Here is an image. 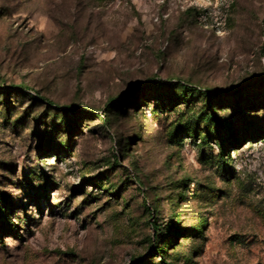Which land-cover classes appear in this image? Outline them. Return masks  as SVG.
Listing matches in <instances>:
<instances>
[{
  "label": "rangeland",
  "instance_id": "rangeland-1",
  "mask_svg": "<svg viewBox=\"0 0 264 264\" xmlns=\"http://www.w3.org/2000/svg\"><path fill=\"white\" fill-rule=\"evenodd\" d=\"M140 263L264 264V0H0V264Z\"/></svg>",
  "mask_w": 264,
  "mask_h": 264
},
{
  "label": "trees",
  "instance_id": "trees-1",
  "mask_svg": "<svg viewBox=\"0 0 264 264\" xmlns=\"http://www.w3.org/2000/svg\"><path fill=\"white\" fill-rule=\"evenodd\" d=\"M154 87L155 88H162V87H164V88H167V90H170L171 88H174L173 90H175V88H180V89H182L183 90V92L184 93H186V95L188 96V95H192L193 96V94H194V92H195V90H193V89H190V88H188L187 86H184V85H177V84H174V83H169V84H167V85H161V84H154ZM197 94H202L205 98H207V99H211L212 98V95L210 94V93H208V92H204V93H197ZM186 95H183L184 97H187ZM177 97H174V99H176ZM217 98V97H216ZM218 99V98H217ZM210 110V109H209ZM70 113L71 112H73V111H69ZM75 112V111H74ZM214 111H209V113H208V116H207V121L209 122V124L210 125H216V126H220L219 125V123H218V120L217 119H215L214 118ZM228 133L229 134H231L232 132H231V130H229L228 131ZM234 139H236V138H234ZM233 139V140H234ZM234 144L236 145V142H234ZM202 226V225H201ZM156 230H157V228H155ZM202 227H201V230H199V229H197V228H195L194 229V232H195V235L197 236V237H202ZM168 232L172 235H177V232H176V228L175 227H169L168 229ZM174 236V237H175ZM157 252H159L160 254H164L165 253V251H164V249H162V246L160 247H158L157 249H156V251H155V254H157ZM141 264V263H140Z\"/></svg>",
  "mask_w": 264,
  "mask_h": 264
}]
</instances>
